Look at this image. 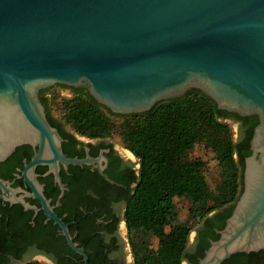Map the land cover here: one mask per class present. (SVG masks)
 <instances>
[{"label":"water","instance_id":"obj_1","mask_svg":"<svg viewBox=\"0 0 264 264\" xmlns=\"http://www.w3.org/2000/svg\"><path fill=\"white\" fill-rule=\"evenodd\" d=\"M55 85L84 88L116 115L196 89L257 117L242 191L197 264L264 251V0H0V163L29 145L24 174L47 165L59 182V164L88 161L65 157L47 122L38 92ZM17 191L0 179L2 201L23 204Z\"/></svg>","mask_w":264,"mask_h":264},{"label":"flooded vegetation","instance_id":"obj_2","mask_svg":"<svg viewBox=\"0 0 264 264\" xmlns=\"http://www.w3.org/2000/svg\"><path fill=\"white\" fill-rule=\"evenodd\" d=\"M62 89L55 85L40 90L38 98L47 122L62 140L65 157L88 163L59 164V182L47 165L28 168L24 174L36 151L29 145L16 147L0 163V179L18 189L15 196L23 202L0 199V264H136L125 211L139 178L140 162L113 137L81 136L65 125L52 99L71 100L75 89L69 88L65 95ZM254 117L226 120L237 124L235 152L244 150L245 158L251 154L246 135L255 128V120L247 118ZM228 211H213L199 224L194 241L185 250L189 264L198 262L205 243L218 236ZM60 224L82 254L70 247ZM246 256L245 262L230 264H264L261 251Z\"/></svg>","mask_w":264,"mask_h":264},{"label":"trees","instance_id":"obj_3","mask_svg":"<svg viewBox=\"0 0 264 264\" xmlns=\"http://www.w3.org/2000/svg\"><path fill=\"white\" fill-rule=\"evenodd\" d=\"M56 111L64 124L81 136L106 138L117 134L139 160V178L125 211L136 264H182L194 227L216 210L229 208L227 218L230 216L242 190L246 154L244 150L235 152L226 120L241 117L218 110L199 90L160 101L144 113L116 115L79 88L73 99H60ZM247 120L258 124L257 117ZM252 134L251 128L246 135L247 148ZM198 144L209 149L217 161L218 182L213 190L204 177L205 163L191 158ZM175 198L188 202L187 218L181 222ZM150 238L157 240L155 249L148 244ZM208 246L206 242L204 250ZM247 258L236 254L224 264L245 262Z\"/></svg>","mask_w":264,"mask_h":264},{"label":"rangeland","instance_id":"obj_4","mask_svg":"<svg viewBox=\"0 0 264 264\" xmlns=\"http://www.w3.org/2000/svg\"><path fill=\"white\" fill-rule=\"evenodd\" d=\"M68 91H69L68 87H64V89H62V92L64 95L67 94ZM59 100L60 99H57L54 101L53 106H52L54 109H57L59 107ZM228 124H229L230 131H231V138H232V141L234 142L237 138V124L230 122V121H228ZM113 138L117 140V142L120 143L122 147L124 148L126 147L125 142L122 141L120 137H118L117 134H114ZM191 158H199L205 163L204 177H205V180L208 186L213 190L215 187V184L218 182V165L215 159V155L209 149H207L204 145L198 144L194 147L193 151L191 152ZM234 158L235 160H237L236 155ZM174 203L176 205L178 221L180 222L184 221L187 218L188 202L182 198H175ZM198 226L194 227V229L189 234L188 239H187L186 249H188L190 245L192 244V242L194 241V236H195ZM148 244L151 249H155L157 246V240L150 238ZM182 264H189V262L185 258Z\"/></svg>","mask_w":264,"mask_h":264},{"label":"bare ground","instance_id":"obj_5","mask_svg":"<svg viewBox=\"0 0 264 264\" xmlns=\"http://www.w3.org/2000/svg\"><path fill=\"white\" fill-rule=\"evenodd\" d=\"M0 123L2 126H7L8 124H10V118L7 117L5 120L0 121Z\"/></svg>","mask_w":264,"mask_h":264}]
</instances>
